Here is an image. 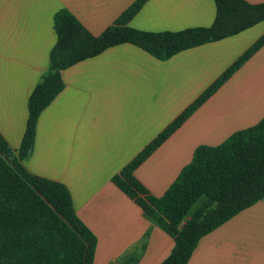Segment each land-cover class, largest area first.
Here are the masks:
<instances>
[{
	"label": "crops",
	"instance_id": "1",
	"mask_svg": "<svg viewBox=\"0 0 264 264\" xmlns=\"http://www.w3.org/2000/svg\"><path fill=\"white\" fill-rule=\"evenodd\" d=\"M136 0H0V132L17 150L28 97L49 67L55 13L100 35ZM262 3L264 0H246ZM214 0H148L129 25L144 31L210 26ZM264 33V21L160 60L130 43L62 72L65 88L41 113L28 171L64 183L97 236L94 264H160L174 239L148 220L112 177ZM264 117V46L135 171L161 196L201 145H219ZM146 235H148L146 237ZM144 247L142 249V245ZM188 264H264V199L198 242Z\"/></svg>",
	"mask_w": 264,
	"mask_h": 264
},
{
	"label": "trees",
	"instance_id": "2",
	"mask_svg": "<svg viewBox=\"0 0 264 264\" xmlns=\"http://www.w3.org/2000/svg\"><path fill=\"white\" fill-rule=\"evenodd\" d=\"M147 1L136 0L100 35L92 34L66 9L55 13L57 40L47 71L28 97V119L19 148L13 149L0 132V264H94L98 239L77 215L69 188L31 173L23 164L33 151L41 113L65 88L63 70L124 43L167 60L264 21V2L214 0L216 15L210 26L162 32L130 26ZM262 46L264 33L112 177L143 215L174 239L170 254L160 264H188L202 237L264 199V117L219 145L198 146L190 163L161 196L154 195L135 174ZM139 256L114 264H133Z\"/></svg>",
	"mask_w": 264,
	"mask_h": 264
}]
</instances>
